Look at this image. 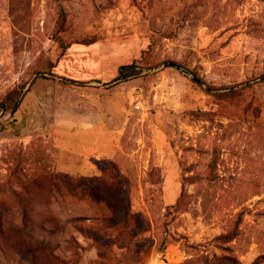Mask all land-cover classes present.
<instances>
[{
    "label": "rangeland",
    "instance_id": "374dc122",
    "mask_svg": "<svg viewBox=\"0 0 264 264\" xmlns=\"http://www.w3.org/2000/svg\"><path fill=\"white\" fill-rule=\"evenodd\" d=\"M16 89L0 264H264V0H0Z\"/></svg>",
    "mask_w": 264,
    "mask_h": 264
},
{
    "label": "trees",
    "instance_id": "16d2710c",
    "mask_svg": "<svg viewBox=\"0 0 264 264\" xmlns=\"http://www.w3.org/2000/svg\"><path fill=\"white\" fill-rule=\"evenodd\" d=\"M46 73L47 72H41V75H45V77H47L48 75ZM138 73L139 72L137 70H135V68L133 67V65H123L119 69V75H118V77H117L116 80H127L130 77L137 75ZM193 74H194V72H193ZM62 81H64L65 83H79L81 85L84 84V83H86V82H81V81H77V80H73V79L65 78V77H62ZM21 94H22L21 90H17L16 89V90L10 91L5 96V98L2 101H0V108H2L5 111L16 112L19 109V107L21 105V102H22V95ZM63 177L64 178H67V176H65V175ZM73 182H76L74 184V186L75 185L76 186H78V185H82L83 186L82 179L74 180ZM78 219L79 220H85L86 218L85 217H79ZM93 238H95V239L98 240L97 235H93Z\"/></svg>",
    "mask_w": 264,
    "mask_h": 264
},
{
    "label": "crops",
    "instance_id": "0c3cea01",
    "mask_svg": "<svg viewBox=\"0 0 264 264\" xmlns=\"http://www.w3.org/2000/svg\"><path fill=\"white\" fill-rule=\"evenodd\" d=\"M64 129V128H63ZM65 129H67V128H65ZM75 132H73V134H75L77 137L78 136H85V138H92V135L94 136L95 134H94V132L95 131H99V130H97V128L95 127V126H89L88 128H85V127H83V128H78V129H76V130H74ZM79 144L80 143H82V141H77ZM84 145H87V146H89V147H91V148H95V149H98V148H96V147H99L98 145H100V144H95V143H91V142H85V143H83ZM101 150H103V148L101 149L100 148V150L99 151H101ZM94 153H96L97 151L95 150V151H93ZM86 158V157H85Z\"/></svg>",
    "mask_w": 264,
    "mask_h": 264
},
{
    "label": "water",
    "instance_id": "95a60500",
    "mask_svg": "<svg viewBox=\"0 0 264 264\" xmlns=\"http://www.w3.org/2000/svg\"><path fill=\"white\" fill-rule=\"evenodd\" d=\"M167 64V63H166ZM159 68V66H156L154 69H158Z\"/></svg>",
    "mask_w": 264,
    "mask_h": 264
}]
</instances>
